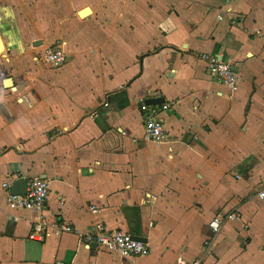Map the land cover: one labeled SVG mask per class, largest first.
Listing matches in <instances>:
<instances>
[{
	"label": "crops",
	"instance_id": "0c3cea01",
	"mask_svg": "<svg viewBox=\"0 0 264 264\" xmlns=\"http://www.w3.org/2000/svg\"><path fill=\"white\" fill-rule=\"evenodd\" d=\"M0 35V264H264V0H0ZM50 46L58 68L33 60ZM201 54L235 69L234 93ZM162 104L156 143L144 120ZM34 176L46 217L101 222L148 254L30 238L36 213L5 199ZM217 213L239 219L213 235Z\"/></svg>",
	"mask_w": 264,
	"mask_h": 264
},
{
	"label": "built area",
	"instance_id": "2783aa9c",
	"mask_svg": "<svg viewBox=\"0 0 264 264\" xmlns=\"http://www.w3.org/2000/svg\"><path fill=\"white\" fill-rule=\"evenodd\" d=\"M220 19L221 16H218ZM260 30L248 32L249 36H256ZM200 57L206 61L209 74L219 83L228 88L230 94L238 89V77L235 69L228 62L223 61L215 55L201 54ZM35 62L41 61L52 68H58L66 60L64 50L59 46L46 47L41 54L33 57ZM168 108L167 104H162L153 110V115L144 120V137L152 142H161L165 137L164 127L160 119L156 118V113ZM142 111L146 110L144 103L140 104ZM156 114V115H155ZM96 115V113H95ZM3 188L8 189L9 184L3 182ZM256 195L264 200V182L260 185ZM48 199V181L38 176L26 180V191L24 194H11L7 192L5 199L9 210L26 209L36 213V217L31 222L30 238L45 233L46 235L60 236L64 233H73L80 237L87 247L96 244L104 247L108 251L115 252L122 257L144 256L148 254V247L140 241L134 240L130 235L119 229L107 230L101 222H95L91 228L85 232H78L69 223H59L45 216L44 210ZM89 210L97 211L95 207L90 206ZM239 219L236 213H217L208 222V226L213 235L219 233L223 220ZM57 264H64L58 262ZM191 264H199L198 261Z\"/></svg>",
	"mask_w": 264,
	"mask_h": 264
},
{
	"label": "water",
	"instance_id": "95a60500",
	"mask_svg": "<svg viewBox=\"0 0 264 264\" xmlns=\"http://www.w3.org/2000/svg\"><path fill=\"white\" fill-rule=\"evenodd\" d=\"M4 50V43L2 41L1 35H0V55ZM9 82V79L6 80V83ZM162 101V100H161ZM146 104H151L156 102V99H148L144 101ZM11 194H24L26 191V181L23 178H17L15 179L11 186L9 187ZM135 239V238H134ZM138 240V239H135Z\"/></svg>",
	"mask_w": 264,
	"mask_h": 264
}]
</instances>
